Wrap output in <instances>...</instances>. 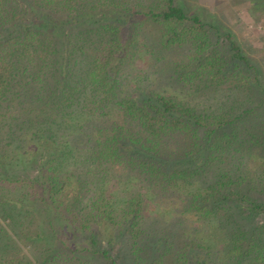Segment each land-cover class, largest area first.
I'll use <instances>...</instances> for the list:
<instances>
[{"label":"trees","instance_id":"1","mask_svg":"<svg viewBox=\"0 0 264 264\" xmlns=\"http://www.w3.org/2000/svg\"><path fill=\"white\" fill-rule=\"evenodd\" d=\"M237 5L264 17L0 0V210L45 263L264 264V47ZM3 232L0 264H34Z\"/></svg>","mask_w":264,"mask_h":264},{"label":"rangeland","instance_id":"2","mask_svg":"<svg viewBox=\"0 0 264 264\" xmlns=\"http://www.w3.org/2000/svg\"><path fill=\"white\" fill-rule=\"evenodd\" d=\"M214 0H201L206 6L211 4ZM234 11L236 13L232 23L234 24L233 29L235 32L242 38L246 39L251 44L256 40L260 39L263 42L258 43L259 46L264 47V17L260 23H256L254 19L250 18L249 11L246 10V6L237 5L234 6ZM262 24V25H261ZM263 32V33H262ZM258 56L264 61V49L257 52ZM5 212L0 210V229H4V232H8L9 235L4 239V242L10 246V251L13 253H19L21 256L27 255L32 258L34 264H50V262L45 263L47 258H39L44 254L45 246H42L43 243L37 239H26L23 236L18 235L14 230L13 219H5ZM16 228V227H15ZM3 232V233H4ZM106 241H102V247H105ZM119 250V245L116 248ZM89 258V263H96L94 258L91 256ZM79 264V263H77ZM97 264V263H96ZM102 264V262H100Z\"/></svg>","mask_w":264,"mask_h":264}]
</instances>
